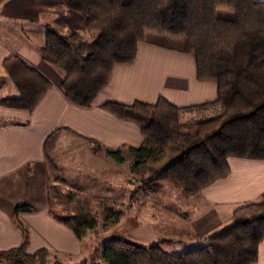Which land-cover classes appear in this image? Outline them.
Masks as SVG:
<instances>
[{"label":"trees","instance_id":"trees-1","mask_svg":"<svg viewBox=\"0 0 264 264\" xmlns=\"http://www.w3.org/2000/svg\"><path fill=\"white\" fill-rule=\"evenodd\" d=\"M83 17L94 33L84 41L78 30L46 29L40 48L42 60L62 70L61 89L78 107H89L106 87L116 64L131 63L139 42L162 36L167 47L195 58L199 80L217 82L216 117L182 123L183 108L160 97L154 103L106 102L103 107L120 119L135 123L144 139L137 146L105 149L107 157L123 163L131 158L129 172L136 181L131 196L147 197L162 188L161 180L177 183L193 195L231 171L232 157L264 159V1L258 0H61ZM132 14L150 18L131 25ZM18 97H4V107L31 111L51 88L50 80L17 54L3 60ZM180 148L163 168L147 175L169 147ZM98 147V146H97ZM17 206L13 224L20 233L19 246L0 251V264H47L45 248L28 252L29 232ZM47 212L82 239L98 225L96 196L60 177L47 185ZM264 238V192L232 212L230 225L205 237V243L180 252H167L159 240L146 246L112 239L95 249L92 258L76 264H253ZM52 264H58L54 261Z\"/></svg>","mask_w":264,"mask_h":264},{"label":"crops","instance_id":"crops-1","mask_svg":"<svg viewBox=\"0 0 264 264\" xmlns=\"http://www.w3.org/2000/svg\"><path fill=\"white\" fill-rule=\"evenodd\" d=\"M134 15L136 21L137 17H144L133 14L131 18ZM49 27L78 30L82 38L92 36L83 26V17L67 9L61 0H0V100L19 96L3 66L4 58L10 54L25 59L51 82L49 91L31 111L0 104V251L20 245V233L13 224L12 214L17 206L29 205L32 211L19 213L29 232L28 252L45 248L49 254L78 256L81 239L47 212L49 181L56 176L64 180L60 173H49L50 139L63 135L65 140L82 143L87 152L94 145L104 152L107 148L139 146L144 139L139 127L105 109L106 102L154 103L162 97L183 108L182 123L216 117L222 107L217 102V82L197 78L195 58L155 40L139 42L136 59L116 64L106 87L93 103L78 107L61 89L62 70L44 62L40 56ZM56 147L57 142L51 150L55 152ZM229 164L231 171L227 177L196 194L187 196L182 192L183 196H179L178 211L191 224L184 233L205 240L231 224L235 208L256 201L264 192V159L232 157ZM54 170L57 172V167ZM162 240L172 244L174 239ZM177 242L183 241L178 238ZM253 264H264V238Z\"/></svg>","mask_w":264,"mask_h":264},{"label":"rangeland","instance_id":"rangeland-1","mask_svg":"<svg viewBox=\"0 0 264 264\" xmlns=\"http://www.w3.org/2000/svg\"><path fill=\"white\" fill-rule=\"evenodd\" d=\"M127 1V0H122ZM264 1V0H258ZM133 15V14H132ZM134 31L137 30L135 15L131 18ZM148 23L150 18L143 17ZM88 30V29H87ZM84 41H91L94 33ZM155 41L165 43L162 36H152ZM63 135L50 139L47 145L49 157V173L60 175L69 184L82 187L83 191L96 196L98 210V225L87 231L81 239V252L73 254H49L47 264L58 261V264H76L80 260L90 259L95 249L103 247L112 239H121L136 245L146 246L164 238L174 239L172 244H163L167 252H180L205 243L197 237L189 236L184 230H189L190 220L185 219L179 210V196L183 193L180 186L169 180H161L162 188L147 197L131 196V190L136 185L129 169L131 158L126 156L123 163H118L106 156L104 150L91 146V152L82 148L77 140H65ZM63 139V140H62ZM57 147L51 150L52 144ZM180 148L172 146L156 166H149L147 175L163 168L175 157ZM57 151V152H56ZM57 167L58 171L54 169ZM183 242H177V239ZM99 264H104L102 261Z\"/></svg>","mask_w":264,"mask_h":264}]
</instances>
